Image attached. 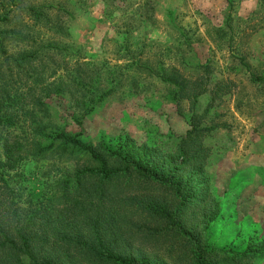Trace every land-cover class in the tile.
I'll return each mask as SVG.
<instances>
[{
    "label": "trees",
    "instance_id": "trees-1",
    "mask_svg": "<svg viewBox=\"0 0 264 264\" xmlns=\"http://www.w3.org/2000/svg\"><path fill=\"white\" fill-rule=\"evenodd\" d=\"M19 2L0 0V24L11 21L9 7ZM27 11L44 15L33 6ZM7 38L25 44L28 29L0 28V264H254L264 256V239L235 248L211 238L221 206L199 162L213 129L195 112L205 92L200 79L175 67L156 73L192 112L172 154L120 140L93 145L84 139L82 118L97 102L94 92L105 88L88 92L83 65L70 70L56 59L65 50L58 43L7 54ZM106 90L99 97L112 89ZM62 103L81 110L69 114L76 131L52 112ZM29 162L53 173H41L37 196L25 184Z\"/></svg>",
    "mask_w": 264,
    "mask_h": 264
},
{
    "label": "rangeland",
    "instance_id": "rangeland-1",
    "mask_svg": "<svg viewBox=\"0 0 264 264\" xmlns=\"http://www.w3.org/2000/svg\"><path fill=\"white\" fill-rule=\"evenodd\" d=\"M17 5H10L11 21L0 28L28 29V40L5 39L7 54L58 43L65 50L56 59L70 70L77 62L83 65L88 92L105 88L94 92L97 102L82 118L84 139L93 145L120 140L172 154L192 112L187 100H174L173 88L156 73L175 67L200 79L205 92L195 112L213 129L203 139L199 162L210 179V195L221 206L211 238L235 248L264 239V82L252 80V74L264 77V0H20ZM30 6L44 15L33 18ZM65 103L52 112L61 115L56 119L61 126L76 131L69 114L80 109L67 110ZM46 170L47 164L24 166L32 196L39 194ZM254 264H264V256Z\"/></svg>",
    "mask_w": 264,
    "mask_h": 264
}]
</instances>
